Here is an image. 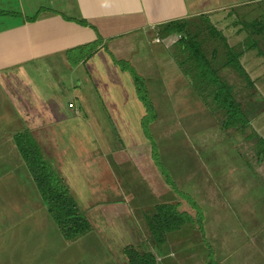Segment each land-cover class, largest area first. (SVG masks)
Here are the masks:
<instances>
[{
  "label": "rangeland",
  "instance_id": "rangeland-1",
  "mask_svg": "<svg viewBox=\"0 0 264 264\" xmlns=\"http://www.w3.org/2000/svg\"><path fill=\"white\" fill-rule=\"evenodd\" d=\"M44 2L47 7V1ZM255 6L257 7L250 5L239 10L242 15H237L238 17L230 15L233 23L228 27V29L231 28L234 38L236 37V44H233L234 42L230 38L228 39L234 45L232 48L237 52H243L250 43V39L258 40V47L261 51H258L257 55L256 51L253 52L254 54L250 52V55L245 57L243 64V69L248 73L253 84L234 67L226 65L227 53L223 49V42L209 34L208 21L204 18L191 20L189 36L198 43L203 54L212 60V67L217 70L219 79L228 85L250 122V126L246 125L242 129L222 130L221 121L226 117L225 112L219 109V105L213 101L218 86L206 81L204 83L210 82L209 89L200 85V88L196 90V94L201 100V111L210 112L216 119V131L220 138L217 140L215 148L212 149H215L216 156L218 158L220 156L222 159H218V163L224 161L222 163L228 165L230 162L239 161L244 165L246 162L250 168L249 174L253 172V176L250 175V181L253 183V178L256 176L255 178L260 179L264 185V158L261 164L257 162L259 147L255 138V134H258L255 129L256 123L259 119L264 120V31L258 34L257 29L252 28L248 33L242 27L241 21L243 19L247 22L262 23L264 21V0ZM244 32L248 34L247 38ZM218 33L221 35L220 32ZM181 36L175 35V40H172L175 43L173 42L174 44L169 48L171 59L166 64H162L164 73L159 77H157L158 74L153 77L160 79L163 84L167 82L175 84L183 80H178L179 75L175 73L177 68H180L185 76L187 75L188 81L200 80L196 79L198 78L195 69L196 63L189 61L188 50L182 42H179ZM157 43H159V39ZM98 44L99 41L86 47L81 57L72 54L66 63L67 66L58 59L55 63L47 61V65H41L38 69L28 72L16 85L18 91L28 92V95H23V97L30 104H35L34 100L37 99L38 94L44 95L45 98H49L47 94H53L55 101L60 103L58 113L61 121L56 124V137L51 142L44 141L41 149L45 159L58 172L70 194L76 200L80 212L91 225V231L72 242L64 240L42 204L32 178L27 170H24V175H21L25 179V186H16L14 183L6 182L7 185L3 186V195H7V198H4L3 209H9L10 213H0V264H128V259L123 253V249L127 246L135 248L141 254L146 252L155 254L157 248L150 238L144 221V211L151 212L150 209L155 200L152 199V196H148L143 189L144 186L140 178V173L143 171L141 168L136 169L138 165H132V163L137 160L135 158H138V153L141 152L146 161L150 163L151 158L153 166L158 168L155 176L158 175L160 183L164 185L166 183L164 176L159 172L161 166L166 170L171 182L173 178L169 168L176 170L177 176L182 174L181 179H177L181 183L179 191L190 185L186 179L191 172L190 163L198 162L197 154L190 146L192 143L182 132L175 131L172 134L171 128L165 130L161 137V127L166 129L167 126H173V123L166 125L159 120L155 125V130L150 131L156 144L158 167L152 159V154L154 155L152 144L147 138V143L143 142V136L145 137L143 130V134H139L137 137L132 135L138 124L136 119L133 118L131 121L128 134L127 129L120 128L113 135V126L109 120H113L115 115H113V111L110 114L108 111L105 112L108 109V101L112 100L113 96L117 100L127 101L125 104L127 106L134 103L130 100L133 97L132 92L127 90L125 93L123 90L124 87H135L132 73L129 71L125 73L121 68H131L136 76L144 80L145 86H147V82L148 84L152 82L151 78L157 60L156 57L154 59L150 57H154L153 53L160 50L162 45L153 43L149 49L141 43L134 46L135 53L131 54L133 51L126 40L119 43L122 49L121 54L115 53L110 58L105 57L109 62L108 66L104 65V54H102V58L96 56L93 60L87 59L89 55L93 54L92 52L95 51ZM118 47L119 45H116V49ZM149 51L154 52L149 54ZM131 56L135 62H132ZM149 58L154 61L152 66L145 70V75L138 74L132 63L137 68H143L146 62H150ZM80 62L82 63L79 65ZM115 62L119 64L115 65ZM95 63H97L96 66ZM91 64L94 65L96 73L94 68L91 69ZM114 65L117 68H114L117 74L120 71L124 72L120 74L123 79L121 83L109 82V74L102 71L103 67L107 66V68L113 69ZM148 66L149 64L145 67ZM93 73L96 79L102 82L97 83ZM186 78L184 80L187 81ZM104 83L112 89H105ZM255 83L262 88L256 89ZM182 91L193 99L190 90ZM111 92L114 93L111 94ZM124 93L125 95H123ZM4 94L5 90L0 84V99H3ZM175 97L179 98L177 91ZM51 99L54 100V98ZM181 101L185 103L186 100ZM196 106L198 108V105ZM157 108L160 109L161 105H158ZM128 111L131 117L138 116V114L133 116L130 109ZM92 115L94 118L90 120ZM157 115H160V112ZM93 121L96 123H92ZM261 123L264 125V122ZM201 124L207 125L206 123ZM261 129L264 131V126ZM145 144H147L146 148L139 147ZM114 152L115 155L118 152L121 153L119 163H115ZM12 163L15 164L11 157L9 174L15 173L16 175L18 173L20 175V169L18 172L14 170ZM136 180H138L139 186L134 185ZM169 186L173 190L176 189L174 184ZM137 191L141 193L139 196L136 195ZM186 201L189 204V200H185L184 203H187ZM184 203L183 212L194 215L198 219L197 211H193L191 207H188V204L187 206ZM22 205L26 210L18 213L22 210ZM30 205L33 207L39 205L42 213L30 212L32 211ZM200 212L203 213L201 210ZM184 230L172 237L175 238L174 242L191 241L193 244H197L199 241L203 245V232H200L197 226H188ZM192 252L188 255L191 256L194 252L201 253L200 250ZM240 253L242 258L244 251H240ZM157 255L160 256V252ZM157 257L156 264H160ZM202 259L205 261L204 258Z\"/></svg>",
  "mask_w": 264,
  "mask_h": 264
},
{
  "label": "crops",
  "instance_id": "crops-1",
  "mask_svg": "<svg viewBox=\"0 0 264 264\" xmlns=\"http://www.w3.org/2000/svg\"><path fill=\"white\" fill-rule=\"evenodd\" d=\"M44 1H47V7ZM259 1L262 0H0V84L5 90L3 99H0V213H10L9 209H3L4 198H7L6 194L3 195V186L7 185L6 183L25 186V179L21 174L24 175L26 168L16 148L14 136L27 131L41 149L44 141L51 142L56 137V124L61 121L58 113L60 103L55 101V95L47 94L49 98H45L44 95L38 94L34 100L35 104H30L23 97L28 92L16 89L18 81H22L33 69L47 65V61L55 63L58 59L67 66L66 63L72 54L81 57L86 46L94 42L99 41V44L87 59L93 60L96 56L100 58L104 56V65L108 66L109 62L105 57L110 58L115 53L121 54L119 43L126 40L133 51L131 54L135 53L134 46L141 43L149 49L153 43L161 44L160 50L149 51V54L154 52V57L150 58L156 57L157 61L152 82L150 84L147 82L146 89L154 108L156 107V114L160 112L156 123L150 125L149 129L154 131L159 120L166 125L173 123V126H167L166 129L161 127V137L165 130L170 128L172 134L175 131L182 132L192 143L190 146L197 154L198 162L190 163L191 172L186 178L190 185L180 191L181 183L177 179H181L182 174L177 176L176 170L169 168L172 171L174 181L172 183L176 187L173 190L166 183L165 185L160 183L158 175L155 176L158 168L153 166L151 158L149 163L141 152H137L139 157L135 158L137 162L134 161L132 165H138L136 169L141 168L143 171L140 173L143 189L155 200L151 211L157 205L167 204L175 205L179 213H186L182 210L185 200L193 202L203 211V221L200 224L204 239L203 245L199 241L197 244L191 241L184 243L173 241L175 238L172 237L181 230L185 231L188 226H197L198 229L200 227L196 216L186 213L192 218L191 225L187 224L180 231L167 235L166 243L160 248L156 247L157 251L155 250L153 254L157 257L160 252V256L157 257L160 264H207L209 251L212 252L216 264H264V185L260 179L255 178L256 176L253 183L250 181L253 172L249 174L250 168L245 161L244 165L239 161L230 162L228 165L222 163L224 161L218 163L220 156L218 158L215 149H212L220 138L216 131V119L210 112L201 111V100L196 94L199 86H193V83L184 80L180 68H177L175 73L179 75L178 80H183L175 84L168 82L163 84L160 79L153 78L164 73L162 64L171 59L169 48L175 43L172 41L175 40V35H163L157 29L159 26L204 18L221 33L229 48L235 50L232 47L236 44V37L232 35L231 28L228 29L233 23L231 16L242 15L239 10L250 5L257 7L255 5L260 3ZM79 20L85 21L89 27L77 24ZM241 21L242 24L254 22H247L245 19ZM244 33L247 38L248 34ZM228 38L234 43L231 44ZM158 39L159 43L156 42ZM116 45H119L117 49ZM255 51L257 55V50L242 54L239 61L242 68L245 57L249 56L250 52L254 54ZM130 59L135 62L132 56ZM153 62L150 59V62L145 64L149 66L143 68H137L132 63L135 69L132 67L138 74L145 75V70L150 68ZM50 63L48 64L51 65ZM114 66L113 69L103 67L102 71L109 74V82L121 83L123 79L120 74L124 72L120 71L117 74ZM90 67L92 69L94 65L91 64ZM94 72L96 73L95 68ZM93 77L97 83L102 82L96 79L95 75ZM255 87L262 88L256 83ZM104 88L112 89L105 83ZM187 89L192 93L193 99L182 91ZM123 90L125 93L127 90L132 92L133 97L130 100L134 103L127 106L125 105L127 101L117 100L113 96V99L108 101V109L105 112L108 111L110 114L113 111L115 115L113 120H109L113 126V135L120 128L127 129L128 134L131 121L133 118L136 119L138 124L131 134L137 137L143 134L141 121L145 109L137 97L134 86L124 87ZM176 91L179 98L175 97ZM181 100L186 101L184 103ZM159 102L161 104H158ZM158 105H161L160 109L157 108ZM129 109L133 116L135 114L138 116L131 117ZM93 118L94 115L90 120ZM261 122L264 120L257 121L255 129L257 135L264 140V131L261 129L264 125ZM201 123L207 125L203 126ZM185 137L182 136L186 139ZM143 139V142L147 143L146 137L143 136ZM139 147L146 148L147 144ZM120 154L118 152L115 155L114 152V156L112 155L115 163H119ZM11 157L15 162L11 164L12 167L17 172L20 169L21 176L18 173L9 174ZM134 185L139 186L138 180ZM140 186L142 187L141 184ZM140 194L136 192V195ZM184 204L187 205L188 202ZM39 205L36 207L30 205L32 210L30 212L42 213ZM188 205L191 207L190 203ZM22 206L18 213L25 212L26 209L24 205ZM149 212L144 211L145 214ZM174 249L176 251H172ZM197 250L201 253L194 252L191 256L188 255ZM240 251H244L242 258Z\"/></svg>",
  "mask_w": 264,
  "mask_h": 264
},
{
  "label": "trees",
  "instance_id": "trees-1",
  "mask_svg": "<svg viewBox=\"0 0 264 264\" xmlns=\"http://www.w3.org/2000/svg\"><path fill=\"white\" fill-rule=\"evenodd\" d=\"M32 20L30 19V21ZM76 23L80 26L89 27V25L83 20H79ZM189 24L190 22L188 21H178L159 26L157 29L160 33H163V35L166 34L165 36L183 35L181 36V39H179V42H182L183 46L188 50L189 61L196 63L195 69L197 71L198 78H195L197 80H202L189 81L193 83V86L196 85V87L199 86L200 88V85H204L205 89H209L210 82L218 86L217 91L214 93L213 101L219 105V109L225 112L226 117L221 121V129L228 131L231 129H242L246 127V125L250 126V122H248V119L242 111L239 103L236 101L234 95L231 93L228 85L219 79L220 77L217 70L212 67V60L208 59L203 54L198 43L192 39L193 37L191 38L189 36ZM242 27L248 33L249 30L253 28L257 29L256 32L258 34H261L264 31V21L262 23L255 21L250 23L244 22ZM208 29L211 36L217 37L223 42V49L227 53L226 65L228 64V66L234 67L236 71L244 75L246 79L252 83L239 61L244 52L250 50L261 51L258 47V40L255 41V39H250V43L244 51L237 52L229 48L224 38L212 27L210 23L208 25ZM187 38L189 39L187 40ZM115 63V65L119 64L117 62ZM121 69L122 71H129L132 73L137 97L145 109V115L142 118L141 127L145 137L152 144V150L154 153V155L152 154V159L159 167L156 154V144L149 130V126L157 120L154 105L149 98V93L144 84V80L136 76L131 68L124 67ZM186 77L187 75L185 78ZM206 81L210 82L204 83ZM255 138L259 147L257 152V162L261 164L264 158V140L256 134ZM13 139L25 168L29 173V176L32 178L31 180L40 196L41 202L47 209L48 214L55 223L62 238L66 241L72 242L75 239L88 234L91 231V225L80 212L76 200L70 194L69 189L64 184L58 172L45 159L37 142L27 131L15 135ZM159 171L164 176L166 183L173 186L166 170L160 166ZM189 203L191 208L194 211H197V222L200 224L203 221L202 213L193 202L189 201ZM144 221L154 244L156 247L160 248L166 243L167 235L178 232L187 224L192 223V218L186 213H179L175 205L172 206L165 204L157 205L153 208V211L145 214ZM199 229L203 232L201 224ZM123 253L128 259V264H156L157 262L154 254L150 252L141 254L131 246L125 247L123 249ZM208 258L209 261L207 264H216L211 251H209Z\"/></svg>",
  "mask_w": 264,
  "mask_h": 264
},
{
  "label": "built area",
  "instance_id": "built-area-1",
  "mask_svg": "<svg viewBox=\"0 0 264 264\" xmlns=\"http://www.w3.org/2000/svg\"><path fill=\"white\" fill-rule=\"evenodd\" d=\"M156 42H158V40Z\"/></svg>",
  "mask_w": 264,
  "mask_h": 264
}]
</instances>
